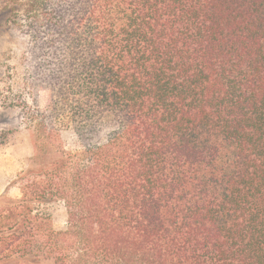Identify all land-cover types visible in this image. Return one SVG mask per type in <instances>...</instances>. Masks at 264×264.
<instances>
[{"label": "trees", "instance_id": "obj_1", "mask_svg": "<svg viewBox=\"0 0 264 264\" xmlns=\"http://www.w3.org/2000/svg\"><path fill=\"white\" fill-rule=\"evenodd\" d=\"M3 4L34 154L0 263L264 264V0Z\"/></svg>", "mask_w": 264, "mask_h": 264}, {"label": "rangeland", "instance_id": "obj_2", "mask_svg": "<svg viewBox=\"0 0 264 264\" xmlns=\"http://www.w3.org/2000/svg\"><path fill=\"white\" fill-rule=\"evenodd\" d=\"M3 5V0H0V196L20 199L16 179L29 165L34 147L29 132L22 127L21 110L17 107L7 110L3 102L8 97L13 104L18 103L22 73L20 63L25 41L6 22ZM49 209L54 229H64L66 217L62 206L53 205Z\"/></svg>", "mask_w": 264, "mask_h": 264}]
</instances>
